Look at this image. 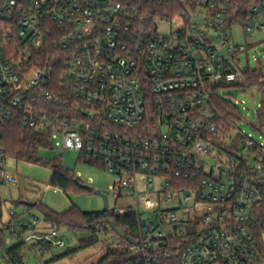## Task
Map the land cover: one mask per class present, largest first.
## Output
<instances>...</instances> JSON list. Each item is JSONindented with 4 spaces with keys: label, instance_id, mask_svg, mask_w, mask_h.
Segmentation results:
<instances>
[{
    "label": "built area",
    "instance_id": "2783aa9c",
    "mask_svg": "<svg viewBox=\"0 0 264 264\" xmlns=\"http://www.w3.org/2000/svg\"><path fill=\"white\" fill-rule=\"evenodd\" d=\"M247 12L242 22L240 0H0L7 246L42 256L65 247L55 230L30 244L24 230L39 219L24 220L3 196L20 182L2 147L17 120L47 134L48 149L117 174L113 198H135L136 208L112 211L139 226L116 264H264V128L261 141L245 135L235 150L221 138L216 105L223 90L248 86L250 47L234 41V27L264 34V0Z\"/></svg>",
    "mask_w": 264,
    "mask_h": 264
},
{
    "label": "rangeland",
    "instance_id": "374dc122",
    "mask_svg": "<svg viewBox=\"0 0 264 264\" xmlns=\"http://www.w3.org/2000/svg\"><path fill=\"white\" fill-rule=\"evenodd\" d=\"M233 37L235 42L249 45L247 59L250 60V66L252 69H261L264 75V34L246 35L242 26H235ZM257 60L260 62L259 65ZM221 95L239 108L242 113V120L234 121L235 127H232L227 134L228 138L223 134H221V138L229 144V147L243 152L245 135L261 141L262 134L259 129L264 128V92L248 85L225 89ZM38 160L39 162L33 163L18 162L9 157L8 170L18 175L20 182L16 187L4 189L3 196L9 202V207L15 209L18 214L27 211L24 220L28 216H36L39 219L40 222L37 226L24 230L30 244L34 243L32 236L35 234H47L55 230L58 232L59 238L65 242V247L53 249L44 256L36 255L30 249H24L25 264H98L114 248L118 251L123 250L126 247V242L121 240L109 225L97 226L96 233L89 229L70 230L66 227L56 230L45 221L43 211L39 207L43 204L57 213H64L74 206L83 212L103 211L105 202L102 196L96 193L100 191L103 195L108 196L110 211L127 207L136 208L135 198L130 195L119 199L109 195L108 190L117 183L118 175L109 172L97 161L90 163L89 159L82 157L77 151L58 153L48 148H41L38 151ZM58 168L69 172L79 184L91 187L93 192L82 193L73 189L63 191L60 188L52 187L51 179ZM22 202L38 203L39 205L32 208L23 205ZM140 211L144 216L149 215V212L146 213L142 206H140ZM194 230V228L187 229L188 233ZM158 232L159 230L156 229L154 232L147 231L146 234L149 235L150 240H158L160 238ZM94 235L98 239L96 245L52 261L53 257L64 255L68 250L77 249L83 241L91 240ZM171 235L172 231L169 229L165 228L162 232L163 238ZM0 264H9L2 250H0Z\"/></svg>",
    "mask_w": 264,
    "mask_h": 264
},
{
    "label": "trees",
    "instance_id": "16d2710c",
    "mask_svg": "<svg viewBox=\"0 0 264 264\" xmlns=\"http://www.w3.org/2000/svg\"><path fill=\"white\" fill-rule=\"evenodd\" d=\"M259 1L260 0H240L243 7V16L241 17L242 22H244L245 16L248 14L247 9ZM247 78L249 86L258 88L262 92L264 91V75L261 69H253L249 71L247 73ZM216 105L218 112L222 116L218 119V122L221 125V134L227 135L232 128L231 123L236 120L241 121V110L234 106L230 101L222 98H218L216 100ZM2 147L8 157L18 162L22 161L33 163L39 162L38 151L41 148H49L50 140L47 134H40L35 130L25 127L21 122L16 120L4 128ZM89 162L96 163L93 160H89ZM51 186L60 188L63 191L73 189L82 193L87 192L76 184L74 177H72L69 172L62 170L61 168H58L54 173L51 179ZM38 205L39 204L37 203L36 207ZM39 207L43 211L45 221L56 230L66 227L70 230L89 229L96 233L98 230H92L91 228L94 223L101 220H111L117 228L126 232L127 238H122L119 234L114 232L109 223L106 224L109 225L111 230L125 242H129L127 239H131L134 242L139 233L138 219L136 215L115 217L113 212L110 210L107 212L104 210L98 212H83L76 206L64 213H57L43 204L39 205ZM97 243V236L94 235L91 240L83 241L77 249L68 250L64 255L53 257L52 261H56L75 251L90 248ZM24 249L30 248L24 243H20L13 247L7 246L6 230L0 228V250L4 253V256L9 261V264H25V255L23 253ZM122 255H120V250L118 251L114 248V250L102 258L98 264H116L123 257Z\"/></svg>",
    "mask_w": 264,
    "mask_h": 264
},
{
    "label": "water",
    "instance_id": "95a60500",
    "mask_svg": "<svg viewBox=\"0 0 264 264\" xmlns=\"http://www.w3.org/2000/svg\"><path fill=\"white\" fill-rule=\"evenodd\" d=\"M199 160L203 161L204 163H207L211 166H215L216 165V161L215 160H209L203 156H200L198 154H194ZM224 171H228L227 168H222ZM76 184L83 190L87 191V192H93V189L89 186H84V185H81L79 184L78 181H76ZM98 195L102 196L104 202H105V208H104V211L107 212L109 210V201H108V196L106 195H103L100 191L99 192H96ZM23 205L25 206H28V207H36L37 203H28V202H22ZM106 223H109L111 228L114 230L115 233L119 234L122 238H127V234L125 231H123L122 229L120 228H117L114 223L111 221V220H101V221H98L96 223H94L91 228L92 230H95L97 228V226H100V225H103V224H106ZM145 223V221L143 222ZM25 229H27L28 227L25 226L24 227ZM129 242L131 243H134L131 239H127Z\"/></svg>",
    "mask_w": 264,
    "mask_h": 264
}]
</instances>
